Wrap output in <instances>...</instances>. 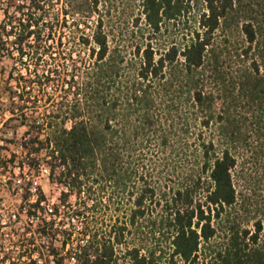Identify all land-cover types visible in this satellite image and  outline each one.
Segmentation results:
<instances>
[{
    "label": "trees",
    "instance_id": "obj_1",
    "mask_svg": "<svg viewBox=\"0 0 264 264\" xmlns=\"http://www.w3.org/2000/svg\"><path fill=\"white\" fill-rule=\"evenodd\" d=\"M200 1L138 0L122 31L106 18L124 0H0V118L26 127L20 163L67 186L58 228L41 229L74 264H264V205L243 174L251 162L264 194V0ZM76 45L88 62L64 70Z\"/></svg>",
    "mask_w": 264,
    "mask_h": 264
},
{
    "label": "built area",
    "instance_id": "obj_2",
    "mask_svg": "<svg viewBox=\"0 0 264 264\" xmlns=\"http://www.w3.org/2000/svg\"><path fill=\"white\" fill-rule=\"evenodd\" d=\"M21 136L12 135L9 139L0 137L2 149L5 146L4 140L16 142L17 147V150L13 149L7 156L0 153V264H74L75 259L67 256L70 245L66 244L61 248L60 233L51 235L41 229L44 222H53V228H58L59 216L55 208L60 206L61 191H67L68 188L56 180L51 181L49 167L42 160H39L37 166L15 160L19 149L22 151ZM35 170L45 172L51 183L60 185V194L56 201L47 199L33 176ZM6 190L10 195L15 190L19 195L15 203L2 194ZM41 194L43 198L39 200ZM81 227L80 221L72 219V224L67 221L63 229L72 232L71 240L79 235L82 243H85L86 237L80 233ZM60 257H63L62 263L58 262Z\"/></svg>",
    "mask_w": 264,
    "mask_h": 264
},
{
    "label": "rangeland",
    "instance_id": "obj_3",
    "mask_svg": "<svg viewBox=\"0 0 264 264\" xmlns=\"http://www.w3.org/2000/svg\"><path fill=\"white\" fill-rule=\"evenodd\" d=\"M198 4L199 5L201 4L200 0H198ZM121 6L122 7H120L118 10L111 11L109 17L106 18V25L108 28L114 27V28L121 29L122 31H124V29L127 28L129 30V29H131V26L134 25L132 22V19L134 17L140 15V9L138 7V0H128V1L124 0V5L121 4ZM195 11H196V8L191 10V14L189 13V15H188L189 18L187 19L186 24L184 21L179 23L180 29L176 30V35H177L176 39H178L180 41L185 40V36H183L182 32H181L182 31L181 27H183V25H189V26L190 25L191 26H197L198 25L197 20H195V17H196ZM1 18H2V11L0 10V19ZM89 25L90 26L94 25V22H92V23L90 22ZM138 25H144L143 16L140 18ZM88 32H89V29H88ZM58 34H60V36H63L62 40L64 42L67 39L66 38L67 35H69V29L65 28L63 30V32H58ZM55 37H57V36H55ZM222 39H223L222 35L217 36L218 41L222 40ZM230 39H231L232 43H230L229 45L232 46L234 44L237 46L238 43L236 42L237 41L236 39H238V41H240L241 37L238 36L237 34H234V36H232ZM117 40H120L121 41L120 43L127 44L128 46L131 43V39H128L124 34L122 36H119L117 38ZM164 43L165 42H163V44ZM112 44L113 43L110 42V45H112ZM67 47H69V43H66L65 48H67ZM76 49H81V56L79 58L78 57L75 58L74 61L73 60L63 61L61 59L62 68L64 70L69 69L74 63L78 64L82 61V64H83L84 62H88L87 52L84 49L80 48L78 45H76ZM126 51H127V54H126L127 56L132 55V50H130V47H127ZM73 57H76V56L73 54ZM3 63L7 66V68H9L11 61L5 59L3 61ZM0 82H1V78H0ZM47 91L50 92L53 95V97H55L56 99L59 98L58 92L54 91L53 88L52 89L48 88ZM5 115H8V114H5ZM2 122H3V118H0V137L2 139H7V138L9 139V137L12 136V133H11L12 130L9 128V126L2 125ZM25 129H26L25 126L19 127L17 130V136L18 137L21 136V134L24 132ZM7 141H9V140H4V145H5L4 149H2L0 151V153H2L4 156L9 155L13 149L17 150L16 142H14V141L7 142ZM22 157L24 158V154L19 149L18 157L15 160L20 161L23 159ZM254 171H255V168L253 167L251 162H247L245 164V167L243 168V174L246 176V178H249L250 182L252 181V184H251L252 185V191L250 192V194L251 193L253 194V199L258 200V204L264 205V194L260 193L261 192V190H260L261 182L259 180V177L261 174L256 173ZM33 176L35 177V179L40 184L42 190L44 191L45 196L47 197V199H49L50 201H52V200L56 201L57 197L60 194V192H59L60 191V185L51 183L47 179V175L45 172L40 173L39 171L35 170V171H33ZM253 184H254V187H253ZM249 185H250V183H249ZM15 192H16L15 190H12L11 195H10V193H8V191L6 190V191H3L2 194L6 195L5 197L9 200L11 198L13 200V202L15 203V200L19 197V195L16 194ZM71 201L72 202L74 201V197H70V202ZM86 205H88V200L86 202ZM81 206H82V204H81ZM102 215H103V213H101V215L97 214L98 217H101ZM104 217L108 221L109 216L104 215L103 218ZM84 218H88V210L86 208H85L83 219ZM76 224L78 226H80L79 222H76Z\"/></svg>",
    "mask_w": 264,
    "mask_h": 264
}]
</instances>
